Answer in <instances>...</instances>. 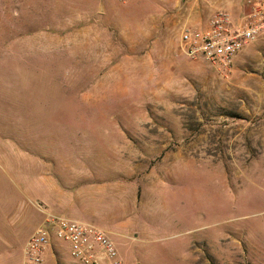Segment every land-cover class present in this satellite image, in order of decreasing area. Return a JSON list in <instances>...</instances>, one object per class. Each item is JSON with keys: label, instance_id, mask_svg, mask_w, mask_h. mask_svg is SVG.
I'll return each instance as SVG.
<instances>
[{"label": "rangeland", "instance_id": "1", "mask_svg": "<svg viewBox=\"0 0 264 264\" xmlns=\"http://www.w3.org/2000/svg\"><path fill=\"white\" fill-rule=\"evenodd\" d=\"M83 1L0 0V240L13 232L0 261L22 264L54 217L36 198L93 148L104 180L118 166L120 181H148L143 212L120 220L135 232L109 236L123 264H264V37L218 70L178 50L181 28L218 10L87 0L93 19L126 3L135 38L82 56L70 45ZM50 249L46 264H73L67 245Z\"/></svg>", "mask_w": 264, "mask_h": 264}, {"label": "crops", "instance_id": "2", "mask_svg": "<svg viewBox=\"0 0 264 264\" xmlns=\"http://www.w3.org/2000/svg\"><path fill=\"white\" fill-rule=\"evenodd\" d=\"M181 1L185 2L186 0ZM190 3L196 8L197 16H201V13L211 15L216 10H225L236 17L244 7V0H190ZM154 6L157 8L164 7L161 0ZM120 9L117 12L116 8L110 6L104 9L105 15H102L103 17L93 19L87 9V0H84L82 19L78 22L80 27L74 31L77 34L76 39L79 44L72 43L70 45L71 50L82 52L80 53L82 56H112L118 51L120 39L133 40L135 34L129 25L130 22H134L133 14L129 12L126 3ZM208 20L198 27H204ZM195 22L198 23V21ZM69 40L72 41L71 38ZM88 152L84 153L85 159L82 160V170L69 174L72 179L68 182L65 181L61 186L49 185L46 189L47 192L45 191L46 196L40 199L36 198L38 203L42 205V215H53L94 226L99 222H105L111 228L96 227L108 236L115 235L124 238L128 234L126 229L134 230L135 228L131 224L124 226L120 220L130 214L131 216L134 215L135 211L143 212L144 187L148 181L143 180L140 186L120 181L118 166L111 168V179L109 181L104 180V171L100 162L96 160L94 149L92 148ZM138 188L140 191L137 190ZM12 233L10 235L7 230L6 233L4 232L3 239L0 240L1 253L5 254L7 249L12 247L10 244V242L13 243L11 240L13 239ZM27 239L23 241V246H21V255ZM50 248L47 250L46 256L52 255ZM0 264L8 263L3 260L0 261Z\"/></svg>", "mask_w": 264, "mask_h": 264}, {"label": "built area", "instance_id": "3", "mask_svg": "<svg viewBox=\"0 0 264 264\" xmlns=\"http://www.w3.org/2000/svg\"><path fill=\"white\" fill-rule=\"evenodd\" d=\"M264 37V0H244L238 16L217 11L204 27L183 26L178 50L188 60H201L229 71L243 49ZM52 243L67 245L73 264H123L114 243L101 229L75 220L48 216L27 239L22 264H46Z\"/></svg>", "mask_w": 264, "mask_h": 264}]
</instances>
